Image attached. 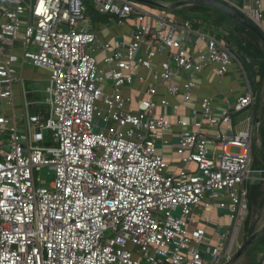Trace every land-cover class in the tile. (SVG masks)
<instances>
[{"label":"built area","instance_id":"2783aa9c","mask_svg":"<svg viewBox=\"0 0 264 264\" xmlns=\"http://www.w3.org/2000/svg\"><path fill=\"white\" fill-rule=\"evenodd\" d=\"M220 1L264 33L263 0L242 8ZM92 3L120 25L133 16L131 40L116 48L100 41L84 0H0V264H231L249 217V185L264 179L253 167L260 122L237 130L233 116L255 105L258 90L212 34L218 28L199 32L205 47L195 57L192 21L134 0ZM27 64L50 71L45 101L30 98ZM212 65L221 84L241 69L245 92L224 99L220 115L207 95L180 116L170 160L160 150L173 124L157 110L178 116L168 96L193 103L197 79ZM182 75V85L171 83ZM137 83L148 84L140 91ZM45 168L51 183L41 177ZM226 211L230 224L222 222Z\"/></svg>","mask_w":264,"mask_h":264},{"label":"crops","instance_id":"0c3cea01","mask_svg":"<svg viewBox=\"0 0 264 264\" xmlns=\"http://www.w3.org/2000/svg\"><path fill=\"white\" fill-rule=\"evenodd\" d=\"M154 1L162 4L163 7H160V8L166 9L165 13H168V15H170L172 18H174L180 22L185 21V20H190L193 22V32L189 36L188 44L190 47V51L192 52V54L195 57L198 56V49L205 47V45L203 44V42L201 41V39L199 37V32L209 31L211 25L214 28L215 27L218 28V30L212 32V34L217 36V38L220 41L225 42L226 44L229 45V47L232 50V52L234 53V55L243 64L246 75L250 81V77H249L248 71L246 69V65H250V62H251L250 57L248 55L242 53V55L244 57L241 56L242 58H240L239 57L240 55H238L239 47L237 48V46H238L237 43L229 38L230 35H232L230 32L231 31L233 32V30L235 28L239 29L240 31H243V30H241L240 26L238 25L240 23L232 20L231 18H223V20H222L223 23H218L214 20H206L205 18H200V16L196 15V13L193 14L194 12L192 11V8L194 6L203 5V4H198V3L193 2V3L186 4V5L173 6V4L175 2L183 1V0H175V2L170 3V4L163 2L164 0H154ZM167 1H171V0H166V2ZM231 1L238 4L241 8L246 5L245 0H231ZM263 2H264V0H263ZM164 3L168 4V6L165 5ZM203 6H207V5H203ZM208 8L209 9H207V10L201 9V10L197 11V13L200 12V13L208 14V15L213 16V18H216V16H217L216 12H214L213 9L212 10L210 9L212 7L208 6ZM88 14H89V18H90L91 27H92L93 31L98 34L100 41L110 43L114 48H116V47H118V45L121 42L127 43L131 40L130 36H131V31H132V28L134 25V17L133 16H132V18H130L128 20V22L126 24L120 25L115 16L101 14L98 11H95V12L91 11L90 12V10H89ZM228 24L233 25V27L232 28L229 27ZM246 29H248V28L246 27ZM234 32H235V30H234ZM235 38L240 40V38H238V36H236ZM260 45L264 48V44L262 41H261ZM99 56H100V58H103L104 54L101 52V53H99ZM256 64H255L254 68L251 69V72L255 73L256 85H253L251 83V81H250V84L256 90H258V95H259V90L262 86L260 81L262 79L264 81V73H263L264 70H262V68L258 62ZM26 66L27 65H25L24 69H23V75L24 76H25V67ZM142 73L147 77L148 82H150L151 81L150 74L146 70H143ZM25 78H26V84L31 83L32 81H35L34 79H29L28 75L25 76ZM49 79H50V77H49ZM220 79L221 78L217 74L215 66H213V65L209 66L204 70L203 74L201 76H199L197 79V86H196V89L194 92V102L193 103H191V104L184 103L181 95H178L176 97L168 96L169 101L179 105L178 116H176L170 108H166V109L159 108L157 110L158 114H165L168 117V119L171 121V123L173 124L171 131L167 134V137L171 141L169 146H171V149L173 151L172 157H170V158L167 157L170 160L172 158H174L176 155L175 148L178 144L179 134L181 132V128L177 125V121H178V118L180 116H184V117L189 116L191 114V111L194 108L196 109V108L200 107L201 99L207 95L214 97V99H215V102H214L215 110H216L217 114L220 115L221 112L223 111V109L225 108L224 99H229L230 102H233L245 92V89H246L245 75H244L243 71L241 69H239L238 67H234V68L230 69V72L223 79V84L220 83ZM186 80H187V76L182 75L178 78H175L171 83L176 84V85H182ZM48 82H49V80H48ZM147 84L148 83H146L145 85H139L137 83L136 87L140 91L145 90L147 87ZM125 91L126 92L128 91L127 88H125ZM15 92H17L16 93L17 102H18V105L20 106V97H19L20 87L19 86H17L15 88ZM31 92H32V94L30 95V98L32 100H38V101H45L46 100V98L45 99L38 98L37 93H35L33 91H31ZM45 92H46V90H45ZM138 96H140V98H141L142 96H145V95L142 92H138ZM164 96H166V93L164 90H161L159 97H164ZM256 104L257 103H255V105L252 108L245 110V111L251 113V115L249 114L245 119H241L235 123V116L239 115L240 113L235 114L233 116V125L236 127L237 130H245L249 124V119H252L254 121V123L256 124V126L259 122H260V125H262L261 113L264 112V108H263L262 104H261V106H257ZM42 106L44 108L46 107L45 104L44 105L42 104ZM256 106L259 108L257 109ZM245 111H243V112H245ZM259 131H260V126L258 128V132H256L255 138L258 136ZM211 132H213V130H211ZM262 146H264V135H263L262 142L257 143V149L255 151H254V144H253L254 160H255L256 156L259 157V153H261L260 150H262L260 147H262ZM173 163H175V162H172V168L173 169H181V167H182L181 164L176 163L175 165H173ZM187 167L190 169L196 168L194 163H190ZM253 167H254V161H253ZM261 168H264V167H260V169ZM263 180L264 179L257 180L256 182L251 183L249 185V194H250L251 187L254 184L256 185V183L263 181ZM220 215L223 217L222 222L224 220L226 223L227 222L231 223L227 218L228 217L227 211L225 213L220 212ZM247 220H246V222H247ZM213 221H215V222H213ZM213 221H212V226H211L213 228V231L210 233H214L215 225H217V223H218L217 215L213 216Z\"/></svg>","mask_w":264,"mask_h":264},{"label":"rangeland","instance_id":"374dc122","mask_svg":"<svg viewBox=\"0 0 264 264\" xmlns=\"http://www.w3.org/2000/svg\"><path fill=\"white\" fill-rule=\"evenodd\" d=\"M163 2L165 3H173L175 0L167 1L164 0ZM179 2V1H178ZM158 3V2H156ZM164 3V4H165ZM168 4H165L168 6ZM142 7H144L147 10L153 11L157 14L164 13L166 9L160 8L158 6L154 5H148V4H141ZM215 12L217 9L212 8ZM220 11V10H218ZM221 12V11H220ZM219 13V12H217ZM223 13V12H222ZM173 14V13H172ZM220 15V13H219ZM228 18L227 16H225ZM229 27H233V25L228 24ZM235 28V27H234ZM235 30V32H234ZM233 30V33L238 38H240V41L243 43L245 41L246 43H249L251 41L250 37L247 35L246 32L240 31L239 29L235 28ZM237 48L238 49V55L239 57L242 58L244 57L242 55V48L241 44L237 43ZM242 56V57H241ZM99 59L100 56H99ZM246 69L248 71L250 81L253 85H256L255 81V73L251 72V69L249 65H246ZM28 75L29 79H34L35 81H32L31 83L27 84V89L30 91H33L37 93L38 98L40 99H45L47 98L48 94L45 92L47 86L49 85V77H50V71L49 69L45 67H35L31 64H27L25 67V76ZM262 84L260 90H259V96L256 101L257 106H263L264 108V81L263 79L260 81ZM245 87V86H244ZM17 93V92H16ZM256 108L258 109L259 107ZM251 115L250 112H242L239 115L235 116V123L238 122L241 119H245L248 115ZM261 120H262V125H260V131L259 134L256 138H254V151L257 149V143H261L263 140V135H264V112L261 113ZM159 146H161L160 143H158ZM160 148V147H159ZM262 150L261 153H259V159L264 162V146L260 147ZM161 152L164 153L166 157H172V149L171 146H165V148H162L160 150ZM233 152H238L239 150L237 148L232 149ZM173 163V165H175ZM41 177L45 180H47L48 183H51L55 176L54 172L50 170L49 168H45L41 172ZM228 213V212H227ZM228 218V217H227ZM230 221V219L228 218ZM215 222V221H213ZM223 223L225 224H230L229 222H225L223 220ZM192 229V228H191ZM213 228L209 227V232H212ZM264 180L256 183L255 185V190L253 191V199L250 200V212H249V217L247 222H245V225L243 228L240 230L239 233V241L242 245L246 242L247 239L253 238L252 244L246 249V251L242 254V256L234 263V264H262V261L264 259V249L259 247L258 242L264 237Z\"/></svg>","mask_w":264,"mask_h":264},{"label":"trees","instance_id":"16d2710c","mask_svg":"<svg viewBox=\"0 0 264 264\" xmlns=\"http://www.w3.org/2000/svg\"><path fill=\"white\" fill-rule=\"evenodd\" d=\"M84 1L88 5V9L90 10V12L96 11L94 9L92 0H84ZM201 9L207 10L209 8H208V6H203V5L194 6L192 8V11L194 12L193 14L196 13V15L200 16V18H205L206 20H214L218 23H223V21H222L223 18H226L225 16H227L218 10H216V15H217L216 18H213V16L208 15V14H204V13H200V12L197 13V11H199ZM210 9L212 10V8H210ZM217 12H219L220 15ZM238 25L240 26L241 30H243L247 33V35L250 37L251 41L249 43H246L245 41H243V43H242L240 40L235 38V35L232 31L230 32L232 35H230L229 38L231 40H233L234 42L241 44L242 52L250 57V60H251L250 65H249L250 69L254 68L255 64L258 62L260 64L262 70H264V48L260 45L262 40L255 33H253L251 30L246 29L245 26H243L241 24H238ZM263 44H264V42H263ZM254 167L258 168V169H260V167H264V163L257 156L254 160ZM261 169H264V168H261ZM254 185L250 189L249 202L251 199H253V191L255 190ZM258 244H259L260 248L264 249V237L258 242Z\"/></svg>","mask_w":264,"mask_h":264},{"label":"water","instance_id":"95a60500","mask_svg":"<svg viewBox=\"0 0 264 264\" xmlns=\"http://www.w3.org/2000/svg\"><path fill=\"white\" fill-rule=\"evenodd\" d=\"M138 3L141 4H148V5H154L158 7H163L162 4L156 3L154 0H134ZM198 3V4H203L210 6L212 8H215L217 10H220L224 14H226L229 18L232 20L242 24L243 26L247 27L249 30H251L253 33H255L263 42H264V33L262 30L252 21L250 20L247 16H245L243 13L238 11L237 9L231 7L230 5L220 1V0H183L179 2H175L173 6H180V5H186L189 3ZM264 234V232H263ZM253 238H249L246 240L244 245L240 247L238 250L237 254L234 257V260L231 264H234L241 256L242 254L246 251V249L252 244Z\"/></svg>","mask_w":264,"mask_h":264}]
</instances>
